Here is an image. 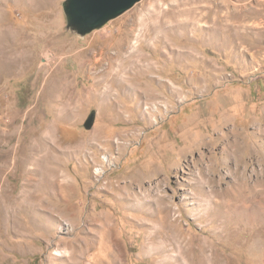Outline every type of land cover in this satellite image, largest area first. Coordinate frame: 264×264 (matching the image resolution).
<instances>
[{
	"label": "rangeland",
	"instance_id": "1",
	"mask_svg": "<svg viewBox=\"0 0 264 264\" xmlns=\"http://www.w3.org/2000/svg\"><path fill=\"white\" fill-rule=\"evenodd\" d=\"M63 1L0 0V165L52 131L77 227L0 211V264H264V0H139L83 36Z\"/></svg>",
	"mask_w": 264,
	"mask_h": 264
},
{
	"label": "bare ground",
	"instance_id": "2",
	"mask_svg": "<svg viewBox=\"0 0 264 264\" xmlns=\"http://www.w3.org/2000/svg\"><path fill=\"white\" fill-rule=\"evenodd\" d=\"M221 29L222 28L219 27L215 33V37L217 39L223 38ZM123 35H125V33ZM142 35L148 36L149 34L148 32L143 34L140 31L139 34H137L138 39H141ZM117 54L118 53L116 52V55ZM116 55L112 54L111 58ZM134 56H140L141 59L143 55L139 54L137 50H134L129 55L131 60H129V62L135 64V67L141 71L142 65L139 60L135 61L133 59ZM11 137L12 134L2 132L0 134V142L8 140ZM59 143L60 142L57 136H55L52 131H49L46 138L42 135L41 138L38 139L37 143H31L30 146L26 148V151L21 158L17 157V150H7L9 156L7 155V158H5L3 163L0 165V172L3 173V171H5L3 168L8 166L10 156L13 154V166H16L17 161L20 160V162L25 166L24 172L26 174L27 181L26 188L18 196H5L2 186L0 187V211L8 217L14 229L22 226L20 216L23 211L28 214L29 222L36 231H49L52 226H58L60 217L68 220L70 227L73 229L77 227V218L74 211L75 206H73L72 203L75 191H73L71 186L68 185V182L66 181V174L64 170H62L61 163L59 162V155L63 152L59 149ZM42 151H44V153L39 155V152ZM29 165L32 166L28 167ZM58 242H62L63 244V239L59 238ZM68 247L72 249L71 243H68ZM81 250L82 249H79L78 252ZM58 253L59 251H57V254ZM82 253L87 252L84 251ZM74 254H77V252L74 251Z\"/></svg>",
	"mask_w": 264,
	"mask_h": 264
},
{
	"label": "water",
	"instance_id": "3",
	"mask_svg": "<svg viewBox=\"0 0 264 264\" xmlns=\"http://www.w3.org/2000/svg\"><path fill=\"white\" fill-rule=\"evenodd\" d=\"M139 0H64L63 12L66 27L71 31L86 35L105 25L109 20L130 9ZM95 114L91 113L84 121L86 129L94 123Z\"/></svg>",
	"mask_w": 264,
	"mask_h": 264
}]
</instances>
